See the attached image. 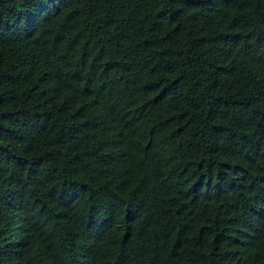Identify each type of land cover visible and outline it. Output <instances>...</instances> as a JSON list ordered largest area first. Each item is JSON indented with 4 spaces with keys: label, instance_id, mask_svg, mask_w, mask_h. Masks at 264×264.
<instances>
[{
    "label": "trees",
    "instance_id": "obj_1",
    "mask_svg": "<svg viewBox=\"0 0 264 264\" xmlns=\"http://www.w3.org/2000/svg\"><path fill=\"white\" fill-rule=\"evenodd\" d=\"M0 264H264V0H0Z\"/></svg>",
    "mask_w": 264,
    "mask_h": 264
}]
</instances>
